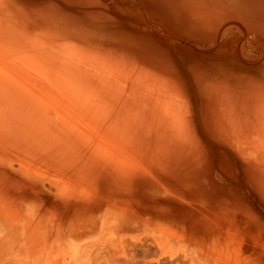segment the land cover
<instances>
[{"label":"bare ground","instance_id":"1","mask_svg":"<svg viewBox=\"0 0 264 264\" xmlns=\"http://www.w3.org/2000/svg\"><path fill=\"white\" fill-rule=\"evenodd\" d=\"M129 2L0 0V264L218 251L194 227L215 201L209 142L210 176L264 200V0H138L166 35Z\"/></svg>","mask_w":264,"mask_h":264},{"label":"rangeland","instance_id":"2","mask_svg":"<svg viewBox=\"0 0 264 264\" xmlns=\"http://www.w3.org/2000/svg\"><path fill=\"white\" fill-rule=\"evenodd\" d=\"M117 1L118 0H115V4L123 0H120L118 2ZM137 2L138 0H135V2H129L131 4L130 5L131 8H129L127 11L123 9L126 12L124 14L126 16H129V19L131 18L130 16H137L138 18L142 19L141 20L142 26L148 27L149 29L152 28V30L154 31H158V32L161 31L160 33H163L164 35L170 34V31L167 28H165V26L154 23L156 18H154L152 15L147 14L150 16L149 20L151 21L146 20L143 14V11H141V9H138ZM135 9L137 10L136 11L137 14H135ZM122 20L123 18H121V24L124 23ZM141 23L139 24L141 25ZM225 25H229V26L226 27L225 29L226 36L225 38L222 37L220 39L221 41L219 42L220 44L219 46H222L223 43L227 44L228 42H231L227 40V37L231 35H233V39L235 41L236 36L234 37V35L238 34V28L233 26V23L230 22ZM146 35H148L151 39H153L151 34L147 33ZM175 36L179 39L181 38L180 41H184L182 37H179L177 35ZM247 40H248V37L245 38V41H244V46H247V49L250 50L253 47H256L258 49L262 48L261 42L254 41L249 45V42ZM252 53L253 52H250V54ZM212 145H213V142H209L207 146V152H206L205 157H207L208 160L207 159L205 160V169L207 170V174L209 175V178L211 177L210 179L212 182L210 184V194H211V199L214 198L215 201L202 205V207L203 208L205 207V209L208 212L204 215V218L200 224L197 221L195 222L196 224L194 223V227L196 226L197 228L201 230L198 233L197 237H195L196 240H202L210 248L217 247L216 249H218V251H181V250L172 251L175 254L174 257H177V261H179V263L180 261H185L186 259V260H191L193 262L192 264H220L222 261H224L225 264H229V263H234L235 260H237L238 262L240 259L246 258L248 262H250V264H264V251H263L264 249V200L260 198L259 195L253 194L252 191L250 192V190L244 188L243 186H240L236 176H234L235 175L234 173H230V172H225L226 174L223 173L224 179H225L224 182H222L216 177L210 176L211 171L217 170L219 168L220 163L224 160V157L222 155L215 152L216 150ZM217 151L219 150L217 149ZM214 182L217 183L218 186H215L216 184H214ZM250 194H253V195H250ZM222 213H224V215H222ZM216 218L219 220H216ZM220 218H223V219H220ZM244 218L251 221V224L246 223V221L249 222L248 220L244 222L243 221ZM209 219L212 220V222H210ZM206 222L209 224V226ZM252 222L254 224H252ZM255 225L258 226L260 230ZM211 226H214V227H211ZM232 226H234V228ZM209 227L212 229H210ZM230 228H233V231ZM204 229L206 232H204ZM209 229L210 231L207 232V230ZM233 233L236 235L234 236ZM189 237L192 239L193 242H195V240L192 238V235H189ZM237 238L239 239V241L237 240ZM179 244L183 246L184 243L183 241L182 242L179 241ZM193 246H194L193 244H189L188 246L185 243V247L187 248H193ZM134 252H135V256H136V253L139 255V256H136L137 258L141 257V254H143V251L142 253L140 251H139L140 253H138V251H134ZM149 252H151L152 254V252L154 251H149ZM151 254L147 253L146 255L147 261H151V258L153 256V254L152 255ZM164 255L165 253H163V255H160L159 258L162 259V257H165ZM186 264H188V261Z\"/></svg>","mask_w":264,"mask_h":264}]
</instances>
